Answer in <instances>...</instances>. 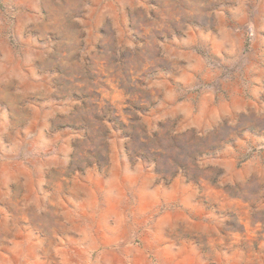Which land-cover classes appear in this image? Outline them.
Here are the masks:
<instances>
[{"label":"clouds","instance_id":"obj_1","mask_svg":"<svg viewBox=\"0 0 264 264\" xmlns=\"http://www.w3.org/2000/svg\"><path fill=\"white\" fill-rule=\"evenodd\" d=\"M0 264H264V0H0Z\"/></svg>","mask_w":264,"mask_h":264}]
</instances>
